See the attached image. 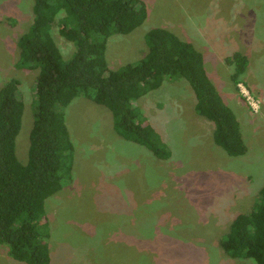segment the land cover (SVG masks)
<instances>
[{
  "label": "rangeland",
  "instance_id": "obj_1",
  "mask_svg": "<svg viewBox=\"0 0 264 264\" xmlns=\"http://www.w3.org/2000/svg\"><path fill=\"white\" fill-rule=\"evenodd\" d=\"M148 18L107 44L111 70L146 56V34L163 28L192 43L209 78L235 113L248 151L232 156L214 142V124L195 110L186 80L166 81L135 103L171 157L161 160L114 130L110 109L85 97L66 109L75 147L73 180L46 201L49 264H240L221 246L239 214H249L264 187V0H143ZM34 0H0V86L22 83L25 104L16 154L29 159L34 84L40 71L15 67L20 38L34 22ZM65 60L75 53L56 24ZM249 58L240 92L226 60ZM0 264H26L0 244Z\"/></svg>",
  "mask_w": 264,
  "mask_h": 264
},
{
  "label": "trees",
  "instance_id": "obj_2",
  "mask_svg": "<svg viewBox=\"0 0 264 264\" xmlns=\"http://www.w3.org/2000/svg\"><path fill=\"white\" fill-rule=\"evenodd\" d=\"M34 22L19 41L15 67L40 71L34 84V125L26 164L16 154L25 112L22 83L10 78L0 86V244L9 256L26 264L50 263L46 201L73 180L75 147L66 109L85 97L110 109L116 133L167 160L171 150L143 120L135 103L166 81L186 80L195 110L214 124V142L229 155L248 151L234 111L209 78L203 54L171 31L157 28L145 36L148 52L141 60L111 70L107 44L114 35H128L144 24L143 0H34ZM75 45L65 60L55 42V25ZM240 92L249 58L236 52L226 60ZM221 246L240 264H264V187L249 214L237 215Z\"/></svg>",
  "mask_w": 264,
  "mask_h": 264
}]
</instances>
